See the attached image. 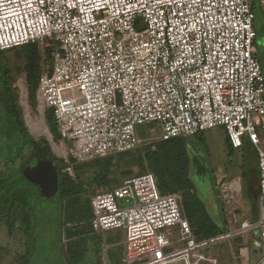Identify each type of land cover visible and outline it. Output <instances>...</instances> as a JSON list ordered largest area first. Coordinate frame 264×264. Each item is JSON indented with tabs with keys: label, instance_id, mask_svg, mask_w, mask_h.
Listing matches in <instances>:
<instances>
[{
	"label": "built area",
	"instance_id": "1",
	"mask_svg": "<svg viewBox=\"0 0 264 264\" xmlns=\"http://www.w3.org/2000/svg\"><path fill=\"white\" fill-rule=\"evenodd\" d=\"M255 18L254 0H0V49L46 44L41 101L73 141L68 156L76 163L135 149L137 126L147 122L160 124L162 140L222 126L235 149L247 134L258 155L254 228L264 243V72ZM181 205L179 193L160 192L147 172L94 193L91 225L126 230L125 264H220L204 253L216 238L197 241Z\"/></svg>",
	"mask_w": 264,
	"mask_h": 264
},
{
	"label": "rangeland",
	"instance_id": "2",
	"mask_svg": "<svg viewBox=\"0 0 264 264\" xmlns=\"http://www.w3.org/2000/svg\"><path fill=\"white\" fill-rule=\"evenodd\" d=\"M254 12L258 56L264 72V7L260 0H254ZM137 20L136 28H143L144 18L138 16ZM34 44L39 53L40 72L34 89L28 83L26 70L32 46L25 44L4 52L9 67V83L24 126L33 137L35 134L39 136L38 140H47L45 135L33 130L30 124V121L43 119L50 130L48 111L52 110L43 106L39 93L40 77L49 67L48 48L41 42ZM42 107L45 116L41 113ZM54 118L57 123V118ZM137 133L140 145L130 152L114 155L111 162L104 159L84 165L79 171L76 165L71 169L66 168L75 181L76 193L70 198H64L65 208L69 200L89 203L94 193L112 189L126 178L147 172L155 173L151 167L152 162L145 158V154L150 149L158 150L160 124L147 122L138 125ZM244 139L243 148L231 151L226 128L222 126L182 138L187 158L185 170L188 186L180 191L168 190L180 194L182 210L191 224L195 239L201 241L216 238L204 253L216 256L220 264H256L264 251V243L257 241L258 231L254 228L258 219L254 215L259 214L258 155L247 134ZM54 140L60 158L69 160L73 141L61 132ZM21 143L22 137L18 134L13 138H0V145L3 144L0 150L1 176H7L16 167L15 158L12 157ZM248 171L250 179L246 175ZM166 180L167 185L169 180ZM236 182L239 187L242 184L243 191L236 190ZM32 209L33 222L29 232L22 210L17 211L13 233L9 232L5 222L0 221V264H108L109 260L112 264H125L124 228L105 233L96 232L90 219L78 213L72 221L67 220L66 209L54 195H34ZM210 226L215 228V235L208 238L206 229ZM175 235L179 236L178 233Z\"/></svg>",
	"mask_w": 264,
	"mask_h": 264
},
{
	"label": "trees",
	"instance_id": "3",
	"mask_svg": "<svg viewBox=\"0 0 264 264\" xmlns=\"http://www.w3.org/2000/svg\"><path fill=\"white\" fill-rule=\"evenodd\" d=\"M34 43L37 42L28 43L32 47L29 49V54L27 57L28 63L26 66L28 73V83L33 87V89L36 87L40 76L39 53ZM47 50L50 60V50ZM4 51L5 50L0 49V138H13L16 134H18L22 137V143L20 144L19 150L12 157L15 158L14 160L16 162V167L12 169L7 176L3 177L0 175V221L5 222L8 225L9 232L13 233L16 229L17 211L22 210L24 212L23 219L26 222L27 230L29 232L32 228L33 222V196L46 195L50 197L54 195L59 199L60 202H62L64 210L66 209L67 220L72 221L74 219V215L78 213L82 215V217H87L90 219L91 224V197L89 203L85 201L76 203L72 200H69V202L67 201L65 208V203L63 202L64 198H70L74 193H76L75 181L68 171H66V167L71 163L72 166L76 165V169L79 171L84 165L87 166L92 163H98L104 159H107L106 161L111 162V157L117 154L109 155L105 158L96 159L87 163H76L72 157H69V161L65 160L64 158L57 157L52 152L50 144L47 140H38L33 137L24 126V123L21 119L20 110L16 105L15 97L12 93V88L9 83V67L6 63ZM48 120L53 138L55 137L57 139L58 136H60V131L52 110L48 111ZM182 138L184 139L186 137H176L169 140L159 139L158 143L160 144L158 150L154 151L150 149L145 154V158L152 162L151 167L156 173V175L154 173V176L157 180L159 190L162 193H173L169 192L168 190L180 191L184 188V186H188V179L185 170L187 158L185 157V151H183L184 146ZM251 144L253 145L252 142ZM2 146L3 144L0 145V150L2 149ZM244 146L245 139L241 148ZM37 147L49 152L57 165L58 182L56 185H53L50 188L42 189V187H40L35 181L28 178L25 173L26 165L32 154L37 152ZM228 147L231 151L235 149L232 146L229 137ZM124 153L125 152L118 154ZM246 175L250 179L251 175L249 171L246 173ZM166 179L169 180V184L167 185ZM24 181L28 186L23 184ZM199 211L201 212V208ZM254 217H258V214L254 215ZM214 235L215 228L210 226L206 229V237L210 238Z\"/></svg>",
	"mask_w": 264,
	"mask_h": 264
},
{
	"label": "water",
	"instance_id": "4",
	"mask_svg": "<svg viewBox=\"0 0 264 264\" xmlns=\"http://www.w3.org/2000/svg\"><path fill=\"white\" fill-rule=\"evenodd\" d=\"M42 115H44V108L42 110ZM36 139L39 138V136L33 134ZM50 135L53 138V134L50 131ZM47 141L52 147V152L55 154L57 153V156L60 154L56 150L57 144L53 139H49L46 137ZM37 152H34L28 161L25 173L28 178L35 181L40 187L42 188H50L53 185H56L58 182V173H57V165L54 162L52 156L49 154V152L42 150L41 148L37 147ZM60 157V156H59ZM257 241L261 243V237L258 235Z\"/></svg>",
	"mask_w": 264,
	"mask_h": 264
},
{
	"label": "bare ground",
	"instance_id": "5",
	"mask_svg": "<svg viewBox=\"0 0 264 264\" xmlns=\"http://www.w3.org/2000/svg\"><path fill=\"white\" fill-rule=\"evenodd\" d=\"M42 110H43V107H42ZM30 122H31L30 124H31L33 130H36L39 134L45 135L49 139H53L52 136L50 135V130L47 127V125L45 124L43 119H40L37 122H33V121H30ZM56 149H58V148H56Z\"/></svg>",
	"mask_w": 264,
	"mask_h": 264
},
{
	"label": "crops",
	"instance_id": "6",
	"mask_svg": "<svg viewBox=\"0 0 264 264\" xmlns=\"http://www.w3.org/2000/svg\"><path fill=\"white\" fill-rule=\"evenodd\" d=\"M235 188H236V190H239V192L243 191V186H242L241 183H240V187H239V183L236 182V183H235ZM258 195H259V193H258ZM263 252H264V251H263ZM261 256H262V255H261ZM104 264H107V263L104 262ZM108 264H112V262L109 260V261H108Z\"/></svg>",
	"mask_w": 264,
	"mask_h": 264
}]
</instances>
